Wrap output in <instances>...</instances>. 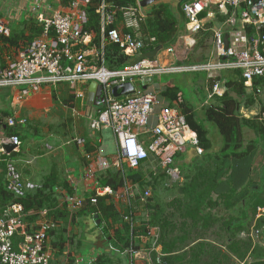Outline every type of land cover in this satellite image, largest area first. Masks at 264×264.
Wrapping results in <instances>:
<instances>
[{
  "label": "built area",
  "instance_id": "2783aa9c",
  "mask_svg": "<svg viewBox=\"0 0 264 264\" xmlns=\"http://www.w3.org/2000/svg\"><path fill=\"white\" fill-rule=\"evenodd\" d=\"M94 1L71 0L63 11L52 10L51 5L44 11H38L36 20L42 27L43 36L29 42L19 58L8 63L1 72L0 87L23 86L26 88L23 93L27 95L30 90L38 91L45 84L57 86L68 82L72 87L93 81L102 84V109L98 117L93 118L91 127L95 131H101L103 127L111 128L114 132L118 154L113 164L124 174L119 195L133 209L124 216V220L134 229L138 226L135 221L138 208L146 206L152 197V190L148 188L140 194L139 205L133 206L139 192L136 185L126 178L127 169L140 168L152 154L166 168L172 180L178 181V169L171 167L174 157L185 152L188 146L194 147L198 154L203 153L198 134L189 126L184 114L165 106L157 114L156 123L151 125L152 116H155L156 107L161 102L155 93L138 88L136 82L171 71L205 70L212 79H216L220 76L215 75L216 72L238 70L251 90L255 79L264 80V0H193L185 4L187 34L183 38L187 44L193 46L196 43L195 36L206 25L201 16L213 6L228 17L227 23L233 28L227 34L228 47L224 31L217 29L214 33L213 58L204 64L184 67L162 66L157 59L150 58L133 63L146 47L156 42V37L150 36L144 40L140 34L146 15L138 0L136 5L119 10L113 8L108 0H97L95 12L100 16L101 23L98 38L93 29H88L87 10ZM6 32V27L0 23V34ZM108 44L118 45L130 57V62L120 69L108 68L105 64V47ZM126 82L134 85L135 92L117 97L115 87ZM224 83L220 80L214 82L209 89V98L222 96L226 91ZM75 96L79 100L85 98L82 89H77ZM72 110L74 115L78 114L76 107H72ZM241 111L248 118L258 115L257 109L242 108ZM7 123L10 127H17L24 125L26 120L10 118ZM141 134L152 135L148 144L140 140ZM4 142L14 145L12 152L20 151L22 145L18 134L1 140L0 162L11 155ZM77 142L83 144L85 140L78 138ZM87 157L92 158V155ZM109 166L107 159L97 157L88 167V177L94 178L99 196L115 193L112 187H102L97 183L96 171H105ZM7 172V187L19 201L0 208V264H52L53 250L48 240L56 228L55 221L50 218L48 210H40L37 228L29 231L25 225L29 213L20 201L29 191L38 189L39 185L26 182L11 160H7ZM70 202L69 209L74 214L80 209L81 202L75 199ZM92 202L96 203L97 198H93ZM257 212V217L264 216V207H259ZM259 234V230H254L250 236ZM137 238L140 241L138 247L133 244L129 249L131 264H169L164 258L158 228L148 227L147 233L137 235Z\"/></svg>",
  "mask_w": 264,
  "mask_h": 264
},
{
  "label": "trees",
  "instance_id": "16d2710c",
  "mask_svg": "<svg viewBox=\"0 0 264 264\" xmlns=\"http://www.w3.org/2000/svg\"><path fill=\"white\" fill-rule=\"evenodd\" d=\"M108 1L118 10L137 4V0ZM61 2L68 6L71 0ZM97 6L98 1L95 0L87 10L88 29H93L99 38L101 23L100 16L95 12ZM148 16L147 21L142 23L143 36H155L157 42L146 47L144 52L170 42L179 24L171 7L166 4L154 7ZM35 32L29 40L35 38L41 29L37 28ZM15 39L0 35V42L9 41L13 44ZM197 44H200L198 47L208 48L205 41H198ZM105 57V64L110 69H120L130 59L116 44L106 45ZM207 60V55L203 54L200 63ZM192 61L190 64H193ZM222 76L220 80L225 81L226 91L222 96L211 98L212 102L205 106L204 117L205 121L215 123L223 143L218 151H213L205 122H197L193 113L192 116L185 115L189 126L198 134L203 153H196L189 162L182 161L179 167L185 169L183 182L177 185L179 189L171 199L165 202L149 199L146 211L142 210L145 217L134 229L121 218L115 205L108 202L110 197L107 195L99 196L96 205L89 199L88 207L74 213V216L79 217L90 208V212L102 213L106 220L112 218L116 224L121 223L118 226L112 224L115 232L110 241V249H117L120 255L106 252L97 258L95 264H124V259L126 264H130L129 249L133 244L138 247L140 241L137 235L146 234L148 227L160 230V243L169 264H184L185 261L194 264H236L232 254L244 259L241 249L246 248L252 249L249 253L250 264H264V246L253 245L250 236L252 231L259 230L264 240V216L257 217L258 208L264 207V80L255 79L249 90L241 71ZM167 92L177 99L179 89L174 86L168 88ZM242 108H257L258 115L245 117ZM189 110L184 105V113L188 114ZM142 165L138 170L125 172L126 178L138 185L140 190L133 206L139 205L140 194L151 185L145 178ZM123 179L124 174L119 170H108L100 175L101 185H110L115 190L122 187ZM16 201L19 199L8 189L5 174L0 173V208ZM20 201L28 212L48 207L49 216L55 221L56 227L60 226L58 219L66 220L65 217L70 214L58 207L55 193L48 186L28 192ZM128 210L133 211L131 207Z\"/></svg>",
  "mask_w": 264,
  "mask_h": 264
},
{
  "label": "crops",
  "instance_id": "0c3cea01",
  "mask_svg": "<svg viewBox=\"0 0 264 264\" xmlns=\"http://www.w3.org/2000/svg\"><path fill=\"white\" fill-rule=\"evenodd\" d=\"M162 4L169 5L171 7V11L173 12L172 9L174 5L170 3H160L154 7ZM49 5L53 6L52 10L59 11H63L67 7L62 4L61 0H0V23H2L7 29L6 34L2 35L16 38L13 44L9 41L0 42V75L11 60L19 58L24 46H27L30 41L43 36L42 27L36 20V13L38 11H44ZM152 9L147 12L144 11L146 15L144 23L147 21L149 17L148 15ZM173 14L179 22L177 12H173ZM201 17L206 24L203 31L209 32L210 36L202 35L200 38L198 37V33L195 36V42L205 41L207 42L208 48L205 49L198 47L200 44L196 45V43L193 46L187 44L183 38L186 35L183 36L179 33L171 44L169 43L174 38L167 43L169 44L168 46H165L157 54L156 59L159 61L160 65L169 67L196 65L189 63L186 64V61L189 59L200 61L203 54L207 55V51L210 53V51L214 49L215 30L222 29L225 35H227L233 28L227 23L228 17L222 15L216 6H213L211 9L205 11ZM37 28L41 29V32H39L35 38L29 40L30 35L32 33H36L35 31ZM140 34H142L144 40L148 39V36H143L142 30ZM155 43L151 45H154ZM154 48L148 49L145 52H149ZM171 49H175V52H171ZM207 57L208 60L204 63L211 60V54L207 55ZM181 62L183 64L178 65V63ZM233 73L234 72L227 71L224 75L226 76L227 74L229 75ZM163 74L166 73L157 74L153 76L149 80L150 82L148 81L144 86H138V88L142 90L155 93L161 102L156 107L155 116H152L151 125L156 123L157 114L165 106H168L172 110L178 111L186 116H192V113L196 116L195 110L186 104L180 90L177 99H175V97H171V94H167L168 88L176 85L174 84V81L164 83L161 79V75ZM214 74L218 75L219 73L216 72ZM222 75L217 77L214 82L220 80ZM210 79L212 78L208 74V90L214 83L211 82ZM90 85L91 82L89 84H78L76 87L71 86L72 89L75 90L72 92L68 87L67 90L65 89L66 87L45 84L41 86L38 91L30 90L27 95H24L23 93L26 89L23 86L0 87V141L8 139L13 134H18L22 140L20 151H11L10 156H5L6 161L0 162V173L3 172L5 174L8 184L7 160H11L26 182H32L39 185L38 189L48 186V188L55 193V202L58 204V207L61 210H66L70 213L68 217H65L67 218L66 220L58 219L60 221V226H57L50 233L48 242L53 250L52 264H95L97 258L106 252H112L116 255L118 254L117 249H110L112 248L110 241L112 240V236L115 232V227H113L112 224H116V222H113L112 218L106 220L105 217L102 216V213L98 214L90 212V208L85 210L86 213L84 212L81 216L77 217L74 216L75 214H71L69 209L71 199L81 202V207L78 211L82 208L88 207L89 199L93 205L97 204V202H92L93 198L98 199L99 197L95 190L94 178H89L87 174L88 167L90 164L94 163L97 157L105 158L110 163V166L105 171H96V178L98 180V182L97 180L96 182L99 183L100 186H102L100 180L101 174L108 170H118L113 164L118 154L115 135L114 138L117 151L111 156V159L107 156L101 155L98 151L99 145L102 143V137L100 135L101 131H95L92 129L91 123L93 118H95L94 113L97 112L99 114L102 109V104L100 106H95L94 104L88 102ZM77 89H82L84 92V100L76 98L75 92ZM124 96L126 95L119 97L122 98ZM208 103L209 102H207V104ZM184 105L190 108L188 114L184 113ZM72 107H76L78 109L77 115H74ZM10 118H23L26 120V123L12 129L7 123ZM201 119L206 122L204 114ZM41 135H44V137H41ZM35 136H39L40 138L37 139ZM78 138H83L85 142L83 144L78 143ZM139 138L145 144H148L152 135L141 134L139 135ZM49 140H52V144ZM211 142L213 151H218L223 143H216V141L214 142L212 139ZM66 147H69V150H65ZM47 149H50V152L44 151ZM196 153L197 152L193 147V151L186 150L176 156H182L184 157L183 161L189 162L196 156ZM88 155H92V158H88ZM182 163L183 162H181V164ZM181 164L179 163L176 166H172L173 168L178 169L179 173V180L173 181L167 174L166 168L160 165L159 160L156 159L154 155L151 154L150 159L143 163L142 168L145 171V178L151 183V200L154 198L157 202H165V200L171 199V197L178 191L179 186L183 182L185 172V169L179 167ZM128 170L131 169H127V171ZM189 171L190 168L188 172ZM107 186L110 185L102 187ZM136 187L138 189V185H136ZM121 190L122 187L119 190L114 189L115 193L113 195L107 194V196L110 197L108 202L115 205L117 212L120 214L121 218L124 219V216L130 211L128 210L129 207L126 201L121 195H119ZM138 192H140V190H138ZM44 209L49 211V208L45 207L43 209H39L38 211L28 212L29 214L25 219V225L28 227L29 231H33L37 228L39 211ZM142 210H146V207L138 208L135 216V218L138 219L136 220L138 226L141 224L142 217H145ZM95 215L99 216V219L101 220L100 224L96 223V220L94 219ZM118 225H121V223L116 224V226ZM242 235L245 236V234ZM258 237L259 240H257ZM251 238L253 245L264 246V240L260 234L258 236H251ZM83 243H87L92 246L91 249H87L90 259L82 255V249H79ZM250 252H252V249L251 251L247 248L241 249V253L244 254V259H240L238 255L232 254L234 262L236 264H250ZM183 263L194 264L186 261ZM137 264L145 263L139 262Z\"/></svg>",
  "mask_w": 264,
  "mask_h": 264
},
{
  "label": "rangeland",
  "instance_id": "374dc122",
  "mask_svg": "<svg viewBox=\"0 0 264 264\" xmlns=\"http://www.w3.org/2000/svg\"><path fill=\"white\" fill-rule=\"evenodd\" d=\"M202 35L203 36H210V33L203 31V32L198 34V37L201 38ZM212 51H210V53H208L209 51L206 52L207 55L211 54V59L213 58L212 57ZM171 52H175V49ZM190 60H192V59H189L188 61H186V64L187 63L190 64ZM192 63L193 64H199L200 61H198V60L195 61L193 59ZM182 64H183L182 62L178 63V65H182ZM227 71L234 72L233 70H222L219 72V74L220 75H222V73L226 74ZM208 74L209 73L205 70H199V71L186 70V71H180V72L173 71V72H168L166 74L161 75V79L164 83L168 82V81H170V82L174 81V84L182 92V95H183L184 100L186 101V104L195 110V114H196L195 120L199 123L203 122L201 117L204 114L205 106L209 105V103L212 102V99L209 98L210 92L207 89V86H208L207 75ZM148 81L149 80L146 78L139 79L136 82V85L137 86H144ZM58 86L66 87L65 89H67V90H68V88H70L72 92L75 91L74 89H72V87H71L72 85L68 82L59 83ZM207 102H209V103L207 104ZM94 117L95 118L98 117L97 112L94 113ZM90 122H91V120H90ZM205 123L209 129V136L211 137V139L214 142L216 141V143L223 142L222 135L219 133V130L217 129V126L215 125V123L211 122V121H206ZM100 135L102 137V143L99 145L98 151L101 155L107 156V157H109V159H111V156L113 154H115L117 151L113 130L111 128H104L103 127L101 129ZM35 137L37 139L40 138L39 136H35ZM41 137H44V135H41ZM49 142L52 144V140H49ZM68 148L69 147H66L65 150H69ZM187 150L193 151V147L188 146ZM44 151L50 152V149H47ZM183 160H184V157L175 156L174 160H173V165H171V167L176 166L179 163L181 164V162ZM43 161H44V159H43ZM257 240H259V237L257 238ZM91 248H92V246L87 244V243H83V245L79 247V249H82L81 250L82 255H84L85 257H87L89 259H90V255H89V252L87 249H91ZM119 253H121V252L118 251V255H120ZM123 263L124 264L127 263L125 259L123 260Z\"/></svg>",
  "mask_w": 264,
  "mask_h": 264
},
{
  "label": "water",
  "instance_id": "95a60500",
  "mask_svg": "<svg viewBox=\"0 0 264 264\" xmlns=\"http://www.w3.org/2000/svg\"><path fill=\"white\" fill-rule=\"evenodd\" d=\"M193 1V0H138L139 6L141 9L145 12L149 11L152 9L155 5L160 4V3H170L173 6V12H177L179 16V24H178V30L177 33L174 37V39L169 43L171 44L175 39L176 36L181 33L183 36L186 35L187 33V20H186V14L184 11V6L188 2ZM226 46L228 47L229 45V37L226 35ZM183 40V39H182ZM169 44L165 45H158L155 47L153 50L149 52H145L142 55H140L138 58H136L134 62H137L138 60L142 58H150V59H156L157 54L165 47L168 46ZM135 92L134 85L130 82H126L124 84H121L119 86H116L114 89V93L116 96H122V95H127V94H132ZM103 86L102 84H98L97 82L93 81L91 82L90 88H89V98L88 102L91 104H94L95 106H100L103 104ZM4 146L8 152H11L14 149V145L8 142H4ZM94 219L96 220L97 224L101 223V220L99 219L98 215L94 216Z\"/></svg>",
  "mask_w": 264,
  "mask_h": 264
}]
</instances>
